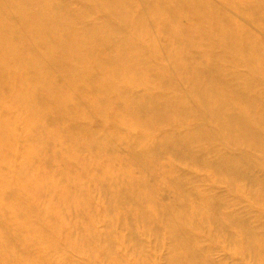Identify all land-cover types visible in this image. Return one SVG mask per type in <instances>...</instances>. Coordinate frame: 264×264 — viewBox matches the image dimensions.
Masks as SVG:
<instances>
[{
    "label": "bare ground",
    "instance_id": "1",
    "mask_svg": "<svg viewBox=\"0 0 264 264\" xmlns=\"http://www.w3.org/2000/svg\"><path fill=\"white\" fill-rule=\"evenodd\" d=\"M218 1L188 0L184 7L180 0H0V201L9 208L0 206V264H72L62 250L91 264H126L118 250L122 239L112 231L117 223L128 231L122 244L134 264H150L149 247L164 251L161 264H216L211 257L235 246L236 237L248 256L261 253L264 45L238 21L264 25V0L233 8L237 19ZM181 19L189 26H180ZM147 23L170 40L162 52L166 66L152 62L160 50ZM185 82L186 95L177 89ZM76 99L83 109L75 108ZM92 117L99 128L87 126ZM169 121L176 132L164 127ZM57 132L77 139L65 137L58 147ZM20 140L22 154L15 152ZM117 154L128 157L102 161ZM90 164L97 166L93 179L109 217L102 221L90 196L69 194L85 193L80 181L58 183L50 175L69 176L74 169L90 175ZM201 167L211 178L206 194L197 196L202 182L195 168ZM172 168L181 175L166 182L169 199L156 202V186L149 184H160V174ZM245 189L253 191L248 199ZM55 193L61 216L45 225L49 205L35 214L34 204L49 199L56 205ZM14 207L20 208L15 216ZM189 207L192 218H186ZM73 209L86 229L63 241L59 231ZM97 223L101 234L94 231ZM140 230H151L155 244ZM28 231L26 241L21 232ZM32 249L35 257L28 256Z\"/></svg>",
    "mask_w": 264,
    "mask_h": 264
},
{
    "label": "rangeland",
    "instance_id": "2",
    "mask_svg": "<svg viewBox=\"0 0 264 264\" xmlns=\"http://www.w3.org/2000/svg\"><path fill=\"white\" fill-rule=\"evenodd\" d=\"M182 3L181 6H186V5H189L188 4V0H180ZM246 0H223V1H218V3L216 4L218 8H220L222 10L223 13H225L226 9L228 12V15L230 17H233L235 19H237L233 14L232 12H234L233 8H236L237 10H239L240 8H242L244 5L248 4V3H245ZM220 2V3H219ZM227 2V3H226ZM225 3V4H223ZM244 3V4H243ZM219 4V5H218ZM221 5V6H220ZM223 7V8H222ZM182 21L180 22V26L182 27H187L189 26V22L188 20L186 21L185 19H181ZM180 21V20H179ZM239 24H242L244 25L248 30L249 32L254 36V38L256 39L257 42L261 43L262 45H264V25H262V23L256 21V22H251V23H246L244 21H238ZM197 25H199L200 23L199 22H196ZM204 25V27L206 26L204 23H202L200 25V27ZM146 26L148 27L149 31H151L154 35L153 37L155 39L154 42H155V45L156 47L160 50L159 53L157 54H154V56H152V62L154 63V65L156 66H166V58H165V55L162 54V52L164 51L165 48L168 47L169 43H170V40L168 38L167 35H160V33L157 35L155 34V26L154 25H151L150 23H147ZM101 52V51H99ZM98 52V53H99ZM161 63V64H160ZM96 66V63L93 65V67ZM184 78L186 80V82H190V74H184ZM99 82H103V79L100 80ZM159 81H156L154 80L150 86L152 87V89L154 91L158 90L159 88ZM183 83L182 85L180 84L178 86V90L180 93H183L186 95V93L188 92V84L187 83ZM117 95V93H116ZM162 97V96H161ZM161 100H165L166 98L163 97L161 98ZM74 103V106L75 108H78V104L79 102L77 101V99L75 101H73ZM3 112L6 110L7 106L5 105V103H3ZM112 107V106H111ZM113 107H116L115 105H113ZM78 109H83V106ZM117 109V108H116ZM118 117V114L115 113ZM93 116H98V115H93ZM123 116V115H121ZM88 125L90 128H93V129H97L100 127L99 123H98V118H88ZM197 121H194V124H196ZM164 127H168V128H172L171 130H174L175 129V125L172 121H169L168 123H164L163 124ZM65 130H67L65 128ZM142 130L139 131V133H141ZM174 132H176L174 130ZM69 138L68 140L71 141L72 143H74L77 139V136L75 133L71 132V135H68V133L66 134H62V133H58L56 134V138L55 141V145L58 146V147H61L63 146L62 145V142L64 140H62L63 138ZM84 137V136H83ZM57 147V148H58ZM24 145L22 143V140H20L19 142L17 141L15 143V152L16 153H24ZM127 155L126 154H117L116 156L113 155V156H104L102 158V161L104 162L105 160L107 159H112V160H122V161H125L127 159ZM11 159V157H10ZM167 161H171L169 158H167ZM166 161V162H167ZM19 163V161H13V164L17 165ZM4 166V164H2ZM73 165V164H72ZM90 164L88 166V170H91L90 172H92V174L90 175H87L83 172H78L76 169L72 170V172H70V175L69 176H63V175H57V171L54 170V173H52V171L50 172V175H53L54 176V181L55 182H58V183H61L63 180L61 178H65V177H68L72 180H74L75 182H79L83 184V187H85V193L83 191H76V189L74 190V193H69V194H75L76 196H78L79 199L81 200H85L87 198H89V196L91 197V204L92 206L94 207L95 210H98L99 212V215L98 213L95 212V214L97 215L98 219L100 221H102L103 217H105V219H109V217H106L105 213L103 212V209H102V198H101V191L100 190H97V182H95V180L93 179L94 178V173H95V170L97 169V166L94 164L92 165ZM260 165V163H259ZM9 167L12 166V160H11V163L8 165ZM74 166V165H73ZM262 168H264V165L262 166H259ZM259 167L256 166L257 169H260ZM172 170L168 171V172H164L162 174H160V180H161V183L158 184L157 181H153L151 182L149 185L151 186H156V189H155V193H154V200L156 202H159V203H164L166 200L169 199V196H170V190L168 189L167 187V184L166 182L170 179V178H175L177 177V175H181V173L177 170H175V168H172ZM37 168H33V169H30V175H34V173L36 172ZM196 172H197V175L199 176L200 180H201V184H198L197 186H199L198 188L195 189V193L197 194V196H203L202 194H204L205 190H206V187H205V184L204 182H207L209 178H211V172L209 169H205L204 167H201V168H195ZM264 170V169H263ZM193 171V170H192ZM4 171L1 169L0 170V173H3ZM134 174H136V171H134ZM93 175V176H92ZM139 176V174H138ZM158 185V186H157ZM65 191H67L66 188H64ZM89 192V193H88ZM253 191H251L250 189H245L243 191V194L245 195V197L248 199L250 198V195L252 194ZM77 193H79L77 195ZM206 194V193H205ZM204 194V195H205ZM60 193L58 194H54V196H52L51 198H54L57 202H55L56 205H53V204H50L49 202V199H47V203H43V202H40V203H35L34 204V207L33 208V211L35 212V214H38L40 212V210L42 209H45L43 208L44 206L42 204H46V205H49L47 208L49 210V213L46 214V217H47V220H44V221H41V222H46L45 225H50V223H52L53 221H58L60 218L59 216H61V214L58 213L55 214V212L57 210H60V207H59V197H60ZM24 202H29L27 198L24 197ZM258 201L264 203V197L262 195H260L258 197ZM10 203L13 204V200H9ZM26 203V205H27ZM0 206L3 207L6 212L9 208H5L6 207V204L5 202H1L0 201ZM241 207H247L245 204L242 205ZM18 209H20L19 207H17ZM16 207H14L10 213H12L14 216L16 215V213L18 212V209ZM74 210V209H73ZM188 213H186V218H192L193 217V213L190 209V207L188 208ZM38 212V213H37ZM78 213V210L75 209L73 212H71L69 214L68 217H65L66 218V225L65 226H62L60 228V231H59V235L63 238V241H65L69 236H76V232L78 233V235H80L81 231L82 230H85L86 229V223H80V221H75V215H77ZM33 215H35L33 212H32ZM119 212L116 214V216H113V220L115 221L117 219V217H119ZM38 220V218H37ZM50 222V223H49ZM116 222V221H115ZM118 225V223H117ZM114 226L112 231L115 233L116 237H119L121 238L122 240L119 241V254L122 253V258H123V254L126 255V258L122 259L126 264H134V258L133 256L129 255L128 251V245H124L122 244L124 241H127V237H128V231L124 230L123 228L119 227V226ZM203 228L204 229H212V226L208 223H204L203 225ZM20 229L22 231H25L27 230L28 228L26 226L24 227H20ZM94 231L97 233V234H101L103 233L104 231V228L102 227L101 223H97L94 225ZM155 231V230H154ZM141 236L142 238L146 239L149 243H153V245L155 244L154 242V238H155V234L151 232V230H149V232H146V231H141ZM23 233V237H24V240H30V231L28 232H21ZM213 234V233H212ZM225 236L220 237L222 238L221 240H225L224 238ZM162 244H166L167 241L165 240L163 242V240H161ZM257 247L261 250V253L258 254V250L255 249V252H256V257H253L252 255L251 256H248V254H246V246H245V243L240 240L238 237H236V245L235 246H232L230 244L229 247L227 246H222L221 248H219V250L217 252L214 253V255L211 257V262H214L216 264H264V242H259L257 244ZM161 250V252H160ZM157 249L155 247H149V249L147 250V254H146V257L149 258V263L150 264H161L162 262V258H163V255H164V251L162 249ZM71 251V250H70ZM237 252L235 255L233 254V252ZM101 252V251H99ZM59 253H61L62 256L65 257V259L67 261H70L72 262V264H91L90 263V259L85 256L83 258H79L77 256H74L72 255L71 253H69L68 251L66 250H62L59 251ZM30 257H35L36 255V250L35 249H32L29 251L28 253ZM99 259H97V262L100 263L98 261ZM10 261V260H9ZM8 264H15L14 262H8ZM101 264H104V263H101Z\"/></svg>",
    "mask_w": 264,
    "mask_h": 264
}]
</instances>
